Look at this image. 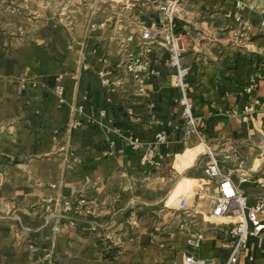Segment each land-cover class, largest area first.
Wrapping results in <instances>:
<instances>
[{"label": "crops", "instance_id": "crops-1", "mask_svg": "<svg viewBox=\"0 0 264 264\" xmlns=\"http://www.w3.org/2000/svg\"><path fill=\"white\" fill-rule=\"evenodd\" d=\"M233 9V0H185L177 20L200 133L186 143L163 37L129 46L151 62L143 92L120 49L132 20L163 32L161 12L138 2L0 0V264H184L188 254L226 262L239 218L211 214L219 184L205 166L216 157L233 168L249 206L264 197V13L246 10L242 26ZM257 98L251 114L226 113ZM159 130L168 140L143 159L129 138ZM238 170L250 178L239 182ZM182 194L189 208L170 206ZM198 228L205 237L195 248L187 239ZM236 264H264V236L251 237Z\"/></svg>", "mask_w": 264, "mask_h": 264}, {"label": "built area", "instance_id": "built-area-1", "mask_svg": "<svg viewBox=\"0 0 264 264\" xmlns=\"http://www.w3.org/2000/svg\"><path fill=\"white\" fill-rule=\"evenodd\" d=\"M114 6L122 4L126 7L138 2L144 6L153 7L162 13L163 18L167 21L163 32L153 27L147 26L142 22L133 23L132 31L119 36L121 54L125 56V69L133 74L139 84L140 91H145L148 78L151 75V62L145 55V49L149 47V42L158 36L163 37L164 44L169 49L168 64L175 69L172 74V84L180 89L178 98L183 107V116L186 119L184 128L183 141L189 142L192 136L199 135L196 127V115L194 113L193 103L189 97L186 80L192 72V65L182 62V56L187 50V44L183 41L182 33L177 30V20L183 10L185 0H109ZM132 1V2H131ZM233 17L234 20L242 26L244 24V12L248 9L258 13H264V0H233ZM106 22H93L92 27L105 26ZM121 28L118 27V30ZM138 41L145 49L136 53L129 49L132 42ZM105 83L107 77L104 76ZM256 86L255 82L245 87L247 92H251ZM55 93L60 103L66 102L65 87L58 84L55 87ZM260 100L257 98L252 102L245 104L242 108H232L226 110L229 115H247L255 112ZM168 140L166 130H159L155 133L152 140H144L139 136L129 138L130 145L138 151H143V159H150L156 155V146ZM229 156V155H228ZM205 173L208 180L214 182L218 180V191L215 195V205L211 214L215 217L239 215V220L234 223L230 229L232 236L231 251L228 259L224 264H236L241 255L249 247V240L253 236H264V197H261L255 204L249 206L247 196L239 183L234 179V169L224 170L218 158L213 157L205 166ZM239 182L247 181L250 176L245 170H238ZM188 196L182 194L178 197L176 206L182 209H188ZM71 205L70 201L65 202ZM205 237L203 229H193L190 231L187 242L189 245L199 248ZM184 264H209L205 258L188 254L185 256Z\"/></svg>", "mask_w": 264, "mask_h": 264}, {"label": "rangeland", "instance_id": "rangeland-1", "mask_svg": "<svg viewBox=\"0 0 264 264\" xmlns=\"http://www.w3.org/2000/svg\"><path fill=\"white\" fill-rule=\"evenodd\" d=\"M131 2H132V1H131ZM119 5H121V3H120ZM152 8H153V7H152ZM181 193H182V192H181ZM186 193H187V191H186ZM188 193H189V191H188ZM188 193H187V194H188ZM177 201H178V197H176L175 200L171 202L170 206H176ZM176 207H177V206H176ZM238 218H239V217H238ZM239 219H240V218H239Z\"/></svg>", "mask_w": 264, "mask_h": 264}, {"label": "trees", "instance_id": "trees-1", "mask_svg": "<svg viewBox=\"0 0 264 264\" xmlns=\"http://www.w3.org/2000/svg\"><path fill=\"white\" fill-rule=\"evenodd\" d=\"M115 251H116V248H110V250H109V253H111V254H113V253H115Z\"/></svg>", "mask_w": 264, "mask_h": 264}, {"label": "bare ground", "instance_id": "bare-ground-1", "mask_svg": "<svg viewBox=\"0 0 264 264\" xmlns=\"http://www.w3.org/2000/svg\"><path fill=\"white\" fill-rule=\"evenodd\" d=\"M234 217H237V218H238V217H239V215H236V216H234Z\"/></svg>", "mask_w": 264, "mask_h": 264}]
</instances>
